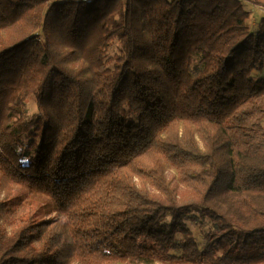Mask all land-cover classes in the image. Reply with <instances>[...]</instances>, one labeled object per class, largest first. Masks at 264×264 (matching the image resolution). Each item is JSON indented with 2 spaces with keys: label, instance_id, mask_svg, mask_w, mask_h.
Instances as JSON below:
<instances>
[{
  "label": "trees",
  "instance_id": "trees-1",
  "mask_svg": "<svg viewBox=\"0 0 264 264\" xmlns=\"http://www.w3.org/2000/svg\"><path fill=\"white\" fill-rule=\"evenodd\" d=\"M248 5L0 0V264H264Z\"/></svg>",
  "mask_w": 264,
  "mask_h": 264
},
{
  "label": "rangeland",
  "instance_id": "rangeland-1",
  "mask_svg": "<svg viewBox=\"0 0 264 264\" xmlns=\"http://www.w3.org/2000/svg\"><path fill=\"white\" fill-rule=\"evenodd\" d=\"M246 8H248L252 13L253 20L251 21V24L255 22V20H257L259 17L264 15V11L261 8L253 7L251 5H248ZM33 110H34V105L33 103H30L29 111L32 112ZM4 190L11 191L12 196L17 194L18 192H25L26 197L29 198V201L34 200L37 202V201H45L48 199L46 196L36 194L33 191H31L29 188H25L24 186L16 185V186H13L10 190L9 189H4ZM6 198H8V195H6L4 191L0 190V201H5ZM209 225L210 223L208 221H205L202 224H197L194 222L187 223L188 229L191 231L195 239L200 243L203 241L202 233L203 231L207 229ZM119 264H182V263L176 262V261H159V260H147V259L137 260L136 259V260H127L124 262H120Z\"/></svg>",
  "mask_w": 264,
  "mask_h": 264
}]
</instances>
